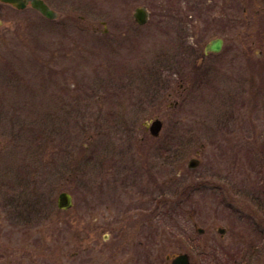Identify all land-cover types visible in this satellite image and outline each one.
Listing matches in <instances>:
<instances>
[{
  "label": "rangeland",
  "instance_id": "obj_1",
  "mask_svg": "<svg viewBox=\"0 0 264 264\" xmlns=\"http://www.w3.org/2000/svg\"><path fill=\"white\" fill-rule=\"evenodd\" d=\"M53 7L0 2V264H264V0Z\"/></svg>",
  "mask_w": 264,
  "mask_h": 264
},
{
  "label": "water",
  "instance_id": "obj_2",
  "mask_svg": "<svg viewBox=\"0 0 264 264\" xmlns=\"http://www.w3.org/2000/svg\"><path fill=\"white\" fill-rule=\"evenodd\" d=\"M4 2H11L18 8H24L26 6V2H30L31 5L39 10L42 14L49 18L56 17V13L50 9L43 0H2ZM149 12L144 6H138L134 10V18L139 24H144L148 20ZM221 48V39L217 38L212 40L207 46L206 50L210 51H218ZM149 127V130L153 136H157L160 133L162 128V121L159 118H155L150 121V123H146ZM200 164V159L197 157H192L188 161V166L190 168H196ZM72 205V197L70 193L62 191L58 194L57 197V206L62 209H67ZM202 231V229H199ZM220 232H224V229L219 228ZM172 264H191L188 261L187 254H179L175 256L172 260Z\"/></svg>",
  "mask_w": 264,
  "mask_h": 264
},
{
  "label": "flooded vegetation",
  "instance_id": "obj_3",
  "mask_svg": "<svg viewBox=\"0 0 264 264\" xmlns=\"http://www.w3.org/2000/svg\"><path fill=\"white\" fill-rule=\"evenodd\" d=\"M44 1V3L50 8V9H52L55 13H56V17L54 18V19H51V18H48V17H46V16H44L40 11H38V10H36L39 14H40V16L45 20V21H53V20H56L57 19V17H58V15H59V11H57L54 7H53V3L56 1L57 2V0H43ZM4 4H6V5H8L10 8H12V9H16V10H18V11H21V10H23V9H25V8H27V7H31L32 8V6H31V4L29 3V2H26V6L23 8V9H19V8H17L16 6H14V5H12V4H10V3H4ZM86 29V28H85ZM87 31H92L93 33H95L98 29L97 28H95V27H93L92 29H86ZM90 31V32H91ZM103 31H107V29L106 28H104V30ZM150 232V231H149ZM147 237H150L149 238V240H146V242L148 243L147 244V248H148V255H152V249H153V244H154V239H153V237H154V235H153V231H151V235H149V236H147ZM145 241V240H144ZM143 242V241H142ZM141 252H138L137 254H140ZM183 252L182 251H180V252H176L175 254L173 253V254H167L166 256H165V258H166V262H168V264H172V259L176 256V255H179V254H182ZM186 253V252H185ZM188 254V253H187ZM141 255H143V253H141ZM147 255V256H148ZM189 256V255H188ZM189 260H190V257H189ZM190 262L192 263V264H194L191 260H190ZM130 264H154L153 262H149L148 261V259H147V257H146V260H140L139 259V257L137 258V260L135 261V262H133V263H130Z\"/></svg>",
  "mask_w": 264,
  "mask_h": 264
},
{
  "label": "trees",
  "instance_id": "obj_4",
  "mask_svg": "<svg viewBox=\"0 0 264 264\" xmlns=\"http://www.w3.org/2000/svg\"><path fill=\"white\" fill-rule=\"evenodd\" d=\"M263 184V183H262ZM264 186V185H263Z\"/></svg>",
  "mask_w": 264,
  "mask_h": 264
}]
</instances>
